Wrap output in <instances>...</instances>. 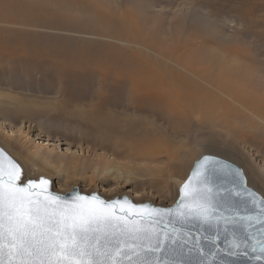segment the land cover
I'll list each match as a JSON object with an SVG mask.
<instances>
[{
  "label": "rangeland",
  "instance_id": "1",
  "mask_svg": "<svg viewBox=\"0 0 264 264\" xmlns=\"http://www.w3.org/2000/svg\"><path fill=\"white\" fill-rule=\"evenodd\" d=\"M101 1L108 2L109 7L122 12L124 17L128 15L126 5L137 7L140 18H136L145 21L147 28L155 30L149 36L153 39L155 33L158 45L162 41L172 49L170 44L173 43L186 52L201 45L207 48V54L219 59H255L264 63V0ZM87 15L72 13L71 16L80 20L83 27H93L96 22L100 25L98 14ZM49 28L0 23V31L25 33L34 36L39 43L49 45L73 39L134 48L130 43ZM188 54L184 56L194 57ZM60 77L56 73L37 70L35 63L0 64V148L20 166L25 181L44 177L51 182V190L60 194L78 188L80 193H96L105 200L127 196L136 204L147 202L168 207L177 198L178 188L194 161L207 154L238 166L247 185L264 198L263 125L260 130L250 132L247 129L243 137L235 130H216L220 133H214L218 149L212 152L205 150V140L194 136L185 140L181 133H169L166 136L171 141L172 154L162 151L152 160L136 161L106 150L105 143L95 137V131L74 120L83 121L75 113L78 108L73 107L74 103L64 106L61 102L90 95L89 86L81 82L75 88L76 80L70 78V84L64 90ZM83 102L85 106L89 103L87 100ZM21 108H31L32 111L27 110L28 114L22 113L27 116L20 117L17 111ZM66 109L72 112V120L66 117L69 114L63 116ZM241 125L246 126L245 123ZM145 169L153 171L148 174Z\"/></svg>",
  "mask_w": 264,
  "mask_h": 264
},
{
  "label": "bare ground",
  "instance_id": "2",
  "mask_svg": "<svg viewBox=\"0 0 264 264\" xmlns=\"http://www.w3.org/2000/svg\"><path fill=\"white\" fill-rule=\"evenodd\" d=\"M107 3L0 0V23L4 25L48 26L134 47L73 39L49 45L39 43L34 36L5 30L0 31V64L35 63L37 70L60 75L64 90L70 78L76 80L75 88L86 83L90 95L61 102L64 106L74 103L73 107L78 108L75 113L83 121H77L67 109L63 116L69 114L68 119L85 123L105 143L106 150L136 161L152 160L162 151L172 154L171 141L166 136L169 133H181L185 140L190 136L205 140V150L212 152L218 149L216 130H235L243 137L247 129H262L264 63L255 59L240 61L238 57L231 61L219 59L207 54V48L201 45L191 52L181 51L173 43L172 49L162 41L158 45L156 34L155 39L149 36L155 30L137 19V7L126 5L128 15L124 17ZM92 12L98 14L100 25L96 22L93 27H83L71 16L83 13L90 17ZM187 53L194 57L184 56ZM84 100L89 101L88 105ZM27 110L32 111L21 108L18 116H27ZM145 171L150 174L153 170ZM66 192L69 190L61 193Z\"/></svg>",
  "mask_w": 264,
  "mask_h": 264
},
{
  "label": "water",
  "instance_id": "3",
  "mask_svg": "<svg viewBox=\"0 0 264 264\" xmlns=\"http://www.w3.org/2000/svg\"><path fill=\"white\" fill-rule=\"evenodd\" d=\"M0 165L5 170L10 165L20 168L2 148ZM41 178L48 182L43 186V195L60 197L63 204H83L80 196L89 199L97 196L114 205L117 211L121 206L131 210L132 223L141 225L145 231L161 238L170 234L163 251L149 253L145 252L146 241L121 236L119 232L113 234L112 229L96 233L100 236V251L103 253L97 259L103 264H112L113 260L116 264H140L144 259L152 264L157 259L168 264H264V198L247 185L238 166L220 157L205 154L195 160L178 188L177 198L168 207L147 202L136 204L127 196L105 200L96 193H80L78 188L60 194L51 190L47 178L31 181L38 183ZM201 204L213 209L209 222L204 223L195 217L180 219L181 209L188 210L186 205L195 208ZM118 240L124 243L118 244ZM117 248L122 254L116 252ZM3 259L6 262L7 256Z\"/></svg>",
  "mask_w": 264,
  "mask_h": 264
},
{
  "label": "snow or ice",
  "instance_id": "4",
  "mask_svg": "<svg viewBox=\"0 0 264 264\" xmlns=\"http://www.w3.org/2000/svg\"><path fill=\"white\" fill-rule=\"evenodd\" d=\"M47 183L43 178L38 183L25 182L18 166L10 165L5 170L0 165V264H103L97 259L103 253L96 233L106 229L146 241L145 252L149 253L163 251L164 242L170 239V234L161 238L133 224L131 210L121 206L117 211L97 196H80L85 203L68 205L61 203L60 197L43 195ZM185 207L187 212L181 209L179 213L182 220L195 217L207 223L212 218L210 205ZM116 252L121 250L117 248ZM112 264H116L115 260ZM140 264L152 261L144 259ZM155 264L168 262L157 259Z\"/></svg>",
  "mask_w": 264,
  "mask_h": 264
}]
</instances>
